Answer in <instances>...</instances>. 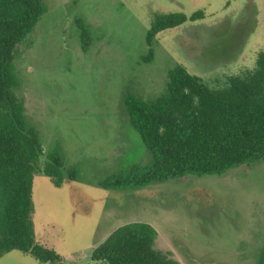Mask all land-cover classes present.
Returning <instances> with one entry per match:
<instances>
[{
    "label": "rangeland",
    "instance_id": "1",
    "mask_svg": "<svg viewBox=\"0 0 264 264\" xmlns=\"http://www.w3.org/2000/svg\"><path fill=\"white\" fill-rule=\"evenodd\" d=\"M43 16L20 47L17 96L38 129L45 155L57 150L79 180L33 183L36 239L63 264H103L93 251L116 229L145 223L156 248L181 264H256L264 245V162L223 176H188L135 192L101 183L147 167L152 156L131 127L127 94L165 93L168 72L184 66L210 87L256 67L264 52V0H46ZM204 11L205 18L160 33L153 61L146 35L155 14ZM83 25L88 49L80 38ZM0 264H41L12 251Z\"/></svg>",
    "mask_w": 264,
    "mask_h": 264
},
{
    "label": "trees",
    "instance_id": "2",
    "mask_svg": "<svg viewBox=\"0 0 264 264\" xmlns=\"http://www.w3.org/2000/svg\"><path fill=\"white\" fill-rule=\"evenodd\" d=\"M46 0H0V258L12 251L41 264H63V258L36 239L33 183L44 174L56 187L79 180L77 169H66L60 153L47 155L38 129L26 117L17 96L21 78L16 60L43 16ZM205 18L200 10L155 14L146 35L150 47L143 61L154 59L157 36ZM88 49L89 34L79 24ZM165 93L143 99L127 94L128 121L152 156L151 165H133L105 179L101 186L115 192H135L154 184L188 176H223L241 166L264 162V52L256 67L226 78L210 88L198 76L177 65L167 74ZM157 231L145 223L116 229L92 254L103 264H181L156 248ZM256 264H264V245Z\"/></svg>",
    "mask_w": 264,
    "mask_h": 264
}]
</instances>
